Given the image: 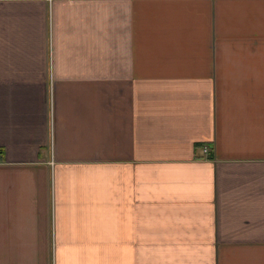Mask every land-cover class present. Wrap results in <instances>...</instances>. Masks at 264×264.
<instances>
[{"label": "crops", "instance_id": "0c3cea01", "mask_svg": "<svg viewBox=\"0 0 264 264\" xmlns=\"http://www.w3.org/2000/svg\"><path fill=\"white\" fill-rule=\"evenodd\" d=\"M0 264H264V0H0Z\"/></svg>", "mask_w": 264, "mask_h": 264}]
</instances>
